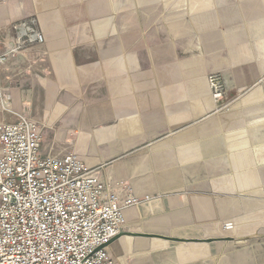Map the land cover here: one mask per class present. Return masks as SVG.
<instances>
[{"label": "crops", "instance_id": "1", "mask_svg": "<svg viewBox=\"0 0 264 264\" xmlns=\"http://www.w3.org/2000/svg\"><path fill=\"white\" fill-rule=\"evenodd\" d=\"M227 1L0 0L4 47L29 17L45 36L0 68V123L29 117L42 128V156L73 151L106 181L156 197L126 211L129 225L133 212L156 233L190 210L207 218L215 195L255 191L247 177L260 182L264 172V38L228 35L248 21L263 34L264 0ZM213 71L228 86L219 107L206 81ZM249 80L258 85L243 92ZM253 231L236 222L216 234ZM133 238L108 246L116 264H264V239L230 249Z\"/></svg>", "mask_w": 264, "mask_h": 264}, {"label": "built area", "instance_id": "2", "mask_svg": "<svg viewBox=\"0 0 264 264\" xmlns=\"http://www.w3.org/2000/svg\"><path fill=\"white\" fill-rule=\"evenodd\" d=\"M13 30L6 47L0 32V68L45 41L36 16L17 21ZM208 83L219 103L222 77L212 73ZM42 142L41 126L29 117L0 123V264H116L109 242L139 196L124 181L101 178L73 151L42 156Z\"/></svg>", "mask_w": 264, "mask_h": 264}, {"label": "rangeland", "instance_id": "3", "mask_svg": "<svg viewBox=\"0 0 264 264\" xmlns=\"http://www.w3.org/2000/svg\"><path fill=\"white\" fill-rule=\"evenodd\" d=\"M252 0H242V2L240 0H228L227 3L230 4H234L235 2H237V4H244V6L246 8H249V4L251 3ZM253 2V1H252ZM247 3V4H246ZM262 13H264V9L263 11H261ZM264 16V14L262 15ZM239 16L237 15V22L240 23L238 21ZM231 20L234 22L235 21V15H233L231 17ZM261 22L264 23V17L261 19ZM252 22L247 23V32H242L240 29L241 28H237V26L235 24L230 26V30H228V35L231 37L234 34H238L240 36V38L242 40H247L248 36L251 40L253 39H261L264 38V33L260 34L258 33V30L260 28H257V23H255V25H252ZM264 25V24H263ZM264 29V27H262ZM252 45H255L256 43L251 41ZM228 54L232 56L230 49L228 50ZM235 59L233 57H230V64H232V67L235 68V66L233 65V61ZM212 73H216L217 75H219L220 77H222V82H223V93H224V99L226 96V92L228 89V86L226 84L225 81V76L224 73L222 71H213ZM209 75L207 76V86L209 87L210 90V95L211 98L213 99L214 102L215 98H214V91L213 88L209 86L208 83V78ZM256 82H254V80H249L244 86L243 88V92L247 91L250 92L252 89H255L257 87V85H255ZM263 89H264V80H263ZM218 104V102H216ZM219 104H224V103H219ZM219 104L217 105L219 107ZM229 103H225V105H222V108H226V106ZM248 179H251V184L250 187H258V189H256L255 191H250L245 192V193H241V192H235V193H230V192H224L221 194V196L219 195H215L217 197L216 201L217 203H215L214 207V211L212 212L211 215H207V218H203L202 216H199V214H195V212L193 210H190V212L186 213L187 216L189 214V217H185V214H181V216H177V217H171L173 219H171V222L168 225H165V231L166 232H157V233H161V234H165V235H172L173 236H179V237H192V238H226L227 234H216L217 229L220 230L221 226H225L227 225V227L230 226H234L237 223H239V225L246 229V227H248L249 229L254 228L255 231L250 232L252 235L246 236V237H234L231 238L230 240H215V241H211V242H206V241H199V242H192L195 244H200V243H209V244H215L216 241H224L227 242V244L221 243L220 245H226V247H231L230 249H234L235 248H239L241 246L247 245V240L256 242L257 240L260 241L262 239H264V172L261 175V181L258 182L257 177H247ZM245 179V177L243 178ZM206 182H212V180H208ZM224 185V184H223ZM207 185H198L195 186V188H192L190 191H197L198 190H210V188L207 187ZM197 187V188H196ZM227 186H223V189H227ZM153 197L152 199H150L149 201L152 202L154 200ZM139 200L141 204L146 203L147 200L145 199H141L139 197ZM222 200V203H221ZM148 202V201H147ZM148 202V203H150ZM148 203L145 205L147 206V208H149ZM223 205V208H221V206ZM133 208V207H132ZM152 209V208H151ZM150 210V209H149ZM148 210V211H149ZM133 211V210H132ZM135 214V215H134ZM206 215V214H205ZM132 216V220L129 218V222L132 223L131 225L126 224V226L124 227V229L122 231H132V232H146V233H151V232H155L153 230L151 231H145L142 227H145L146 224L145 221H142L143 219L140 217L136 216V213L133 212ZM150 219V218H149ZM147 219V220H149ZM174 220V222H173ZM236 220V222H235ZM208 224V226L206 227L205 225ZM130 226H133V229H131ZM215 227V228H214ZM214 228V229H212ZM217 228V229H216ZM257 229V230H256ZM140 230V231H139ZM122 233V232H121ZM156 233V232H155ZM249 234V233H248ZM153 238V237H144V236H140V235H135L133 239H137L140 238ZM229 239V238H228ZM152 240V239H151ZM150 240V241H151ZM162 241V240H161ZM164 244H175L174 242H171L170 240H163ZM183 243H187V242H180V244ZM230 243V244H229ZM188 244V243H187ZM153 248V247H152ZM223 249V248H221ZM228 249V248H227ZM226 250V248H225ZM228 252V251H227ZM216 255V254H215ZM227 255L229 256V253H227ZM213 257V255L211 256ZM216 260V259H215ZM214 260V261H215Z\"/></svg>", "mask_w": 264, "mask_h": 264}, {"label": "water", "instance_id": "4", "mask_svg": "<svg viewBox=\"0 0 264 264\" xmlns=\"http://www.w3.org/2000/svg\"><path fill=\"white\" fill-rule=\"evenodd\" d=\"M122 232V233H121ZM119 233V235L117 237H115L114 239H112L109 243H112L114 240L118 239L120 237V235L123 234H129L132 236L135 235H140V236H144V237H155V238H159L162 240H170V241H175V242H199V241H206V242H211V241H215V240H230L231 238H234L232 236L230 237H226V238H192V237H179V236H173V235H165V234H161V233H155V232H151V233H146V232H131V231H121ZM229 238V239H228Z\"/></svg>", "mask_w": 264, "mask_h": 264}, {"label": "bare ground", "instance_id": "5", "mask_svg": "<svg viewBox=\"0 0 264 264\" xmlns=\"http://www.w3.org/2000/svg\"><path fill=\"white\" fill-rule=\"evenodd\" d=\"M9 107H10V102H8V101H5L4 102V105H3V108L4 109H9ZM145 199H150V196H145ZM140 204V203H139ZM137 205V204H136Z\"/></svg>", "mask_w": 264, "mask_h": 264}]
</instances>
